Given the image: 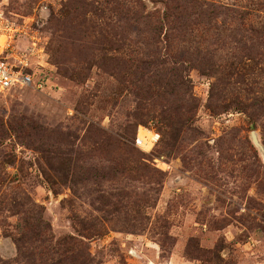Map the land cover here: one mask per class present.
<instances>
[{
  "label": "rangeland",
  "instance_id": "obj_1",
  "mask_svg": "<svg viewBox=\"0 0 264 264\" xmlns=\"http://www.w3.org/2000/svg\"><path fill=\"white\" fill-rule=\"evenodd\" d=\"M0 11L33 80L0 93V264L71 238L91 264H264V0Z\"/></svg>",
  "mask_w": 264,
  "mask_h": 264
},
{
  "label": "built area",
  "instance_id": "obj_2",
  "mask_svg": "<svg viewBox=\"0 0 264 264\" xmlns=\"http://www.w3.org/2000/svg\"><path fill=\"white\" fill-rule=\"evenodd\" d=\"M15 32L0 11V93L10 92L16 88L28 87L32 76L25 70L12 65L4 55L10 50ZM18 59V57H16ZM19 63L22 61L18 60ZM160 135L147 128H139L135 138L136 145L143 150H151L159 141Z\"/></svg>",
  "mask_w": 264,
  "mask_h": 264
},
{
  "label": "trees",
  "instance_id": "obj_3",
  "mask_svg": "<svg viewBox=\"0 0 264 264\" xmlns=\"http://www.w3.org/2000/svg\"><path fill=\"white\" fill-rule=\"evenodd\" d=\"M155 14L154 13H148L146 15V19L148 21H151L154 17ZM171 16V15H170ZM167 13L164 12L163 14V20L159 19L157 20L156 17H154L156 20L155 22L161 26L163 22L168 23L171 22L170 21V17ZM174 22V21H172ZM168 42V41H167ZM166 42V43H167ZM132 152L134 150H131ZM70 242H66V251L63 254L62 258H60V260L57 262V264H91V262H93V260L91 259L90 255L86 254V252L83 250L80 251H75L73 249V246L76 245V240L75 239H69Z\"/></svg>",
  "mask_w": 264,
  "mask_h": 264
}]
</instances>
